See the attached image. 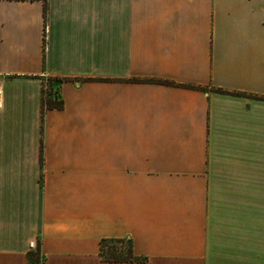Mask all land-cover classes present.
<instances>
[{
	"label": "crops",
	"instance_id": "obj_1",
	"mask_svg": "<svg viewBox=\"0 0 264 264\" xmlns=\"http://www.w3.org/2000/svg\"><path fill=\"white\" fill-rule=\"evenodd\" d=\"M0 103V264H264V0H0Z\"/></svg>",
	"mask_w": 264,
	"mask_h": 264
},
{
	"label": "trees",
	"instance_id": "obj_2",
	"mask_svg": "<svg viewBox=\"0 0 264 264\" xmlns=\"http://www.w3.org/2000/svg\"><path fill=\"white\" fill-rule=\"evenodd\" d=\"M56 80H62L60 78L54 79L47 77L44 80L43 85V118L47 110L49 109H61L64 106V100L61 96L59 85L55 84ZM165 83H173L170 81L157 80ZM124 243H127L126 248ZM101 255L103 259L108 261H136L140 260L138 256L133 253L132 241L124 238H103L101 240ZM31 259L39 263V256L31 254Z\"/></svg>",
	"mask_w": 264,
	"mask_h": 264
},
{
	"label": "built area",
	"instance_id": "obj_3",
	"mask_svg": "<svg viewBox=\"0 0 264 264\" xmlns=\"http://www.w3.org/2000/svg\"><path fill=\"white\" fill-rule=\"evenodd\" d=\"M0 106H1V103H0ZM30 246H31L32 248H34V247L37 246V243H36L35 241H31V242H30Z\"/></svg>",
	"mask_w": 264,
	"mask_h": 264
},
{
	"label": "rangeland",
	"instance_id": "obj_4",
	"mask_svg": "<svg viewBox=\"0 0 264 264\" xmlns=\"http://www.w3.org/2000/svg\"><path fill=\"white\" fill-rule=\"evenodd\" d=\"M126 244H127V243H124V247H125V248H126V246H127Z\"/></svg>",
	"mask_w": 264,
	"mask_h": 264
}]
</instances>
